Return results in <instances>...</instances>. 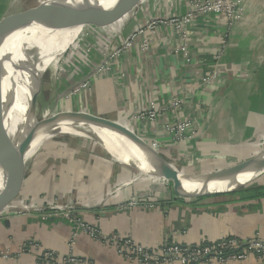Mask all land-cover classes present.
Returning <instances> with one entry per match:
<instances>
[{
  "label": "crops",
  "instance_id": "obj_1",
  "mask_svg": "<svg viewBox=\"0 0 264 264\" xmlns=\"http://www.w3.org/2000/svg\"><path fill=\"white\" fill-rule=\"evenodd\" d=\"M228 1L239 12L237 20L229 24L224 17H198L185 28L186 35L179 36L168 24L159 25L155 32L144 29L133 34L136 26L151 18L184 14L186 0H149L130 11L129 19L128 13L99 27L95 35L100 38L103 32L102 40L89 38L90 56L73 57L70 62L74 63L58 86L67 93L77 84L70 111L127 124L148 143H156L158 154L175 169L191 175L228 170L255 157L264 142V0ZM9 28L1 30V35ZM221 45L223 51L216 59ZM112 46L119 52L104 58L103 52ZM182 48L187 52L182 53ZM213 73H218V78L208 87L204 79ZM84 83L86 87H81ZM151 101L163 110L161 115L155 122L138 120V113ZM56 113L47 114L53 117ZM184 119L195 128L193 136L172 143L166 124ZM71 137L50 140L44 159L48 167H38L36 162L28 165L20 199L30 198L43 207L44 202L72 203L80 218L104 235L130 237L151 250L171 242L191 246L227 238L264 242V173L239 190L208 197L168 191L140 195L147 190V180L141 176L136 186L115 193V187L135 170L114 161L97 142L93 141L99 151L88 146L87 138ZM135 194L160 203L152 209L119 211L118 205ZM46 213L45 219L37 212L13 215L5 210L1 214L0 264H46L26 248L29 243L60 258L75 256L85 264H138L82 233L70 245V222L61 213ZM263 261L250 256L240 262L198 264Z\"/></svg>",
  "mask_w": 264,
  "mask_h": 264
},
{
  "label": "bare ground",
  "instance_id": "obj_2",
  "mask_svg": "<svg viewBox=\"0 0 264 264\" xmlns=\"http://www.w3.org/2000/svg\"><path fill=\"white\" fill-rule=\"evenodd\" d=\"M120 1L122 0H41L32 6L34 10L32 15L13 26L15 30L11 34H7L10 35L7 40H4L5 35L4 33L1 35L0 31V105L7 168L5 170L0 165V199L10 191L7 175H10L12 179L21 178L22 170L38 151L41 141L57 135L93 140L100 143L114 161L138 171L139 176L156 180L162 179L157 167L161 161L157 158L156 149L153 146L147 147L145 143L135 142L132 138L116 130L91 124L84 117L72 119L70 114L58 112L53 117L41 119V121H47L48 118H55L54 123L40 122L34 118L32 98H29L27 93L33 87L34 82L39 80V69L49 55L53 43L55 44L52 47H60L58 40L63 34H66V31H70L74 37L79 30L85 33L87 28L92 29L88 24V17L77 18V23H73L74 19H72L53 26L50 25L52 17L59 13L88 9L97 3L99 4L96 7L101 8L98 12H102ZM79 34L77 35L79 36ZM76 41L70 42L65 54L70 48H78L79 45L75 44ZM6 50L8 53L4 54ZM8 61L11 62L15 71L14 78L9 75ZM9 108L10 114L6 123L7 109ZM128 131L134 133L130 129ZM28 135H33L31 143L19 156L18 161L13 160L12 152L21 146ZM262 154L260 161H264V151L255 157ZM259 164L258 160L249 161L237 168L217 174L186 177L181 172V183L177 192L184 196H196L206 192L231 191L238 186L254 181L259 176L258 170H261L260 174L264 173V166L259 167ZM237 171L240 173L235 175Z\"/></svg>",
  "mask_w": 264,
  "mask_h": 264
},
{
  "label": "built area",
  "instance_id": "obj_3",
  "mask_svg": "<svg viewBox=\"0 0 264 264\" xmlns=\"http://www.w3.org/2000/svg\"><path fill=\"white\" fill-rule=\"evenodd\" d=\"M224 17L230 24V21L237 20L239 12L233 3L228 0H186V11L184 14L174 13L171 18L166 19H149L143 25L136 26L133 34L143 32L144 29L155 32L156 28L163 25H171L179 36L186 35V27L190 25L195 18L208 17ZM113 48L103 52V57L112 56L119 52V49ZM224 46L221 45L216 53V59H219L220 53ZM89 52V51H87ZM187 52L186 48H182V53ZM88 56V54H87ZM185 59L186 54L184 55ZM87 59V57H86ZM218 78V73H213L204 79V83L211 87ZM86 83L81 87H86ZM173 106H178L173 103ZM163 110L161 109V112ZM159 107L154 101H151L147 107L139 112L138 120L149 119L152 122L161 115ZM195 128H193L189 120H177L173 123H167L165 131L170 135L172 143L179 144L193 136ZM154 146V145H153ZM160 201H151L141 196H134L128 201L118 205L119 211L131 209L133 207H142L144 209H152L158 206ZM45 207L32 203V206H23L26 211L20 210L22 213L37 212L41 214V218L45 219L48 214L46 211L61 213L62 216L71 224V241L73 245L74 239L78 234H85L91 239L100 241L114 248V250L125 260L134 261L138 264H171L178 262L180 264H198L203 262L216 261L224 263L227 261H246L248 257L254 256L257 260H264V242L258 239L242 241L237 238H227L220 241L201 243L197 245H180L177 243H166L160 249L151 250L143 247L130 237L119 235H104L98 228L85 223L76 213L72 203L66 206L57 204H44ZM18 213V212H17ZM33 251L35 258L40 263L46 264H85V262L72 255L60 258L56 253L43 250L38 244L29 243L26 247Z\"/></svg>",
  "mask_w": 264,
  "mask_h": 264
},
{
  "label": "rangeland",
  "instance_id": "obj_4",
  "mask_svg": "<svg viewBox=\"0 0 264 264\" xmlns=\"http://www.w3.org/2000/svg\"><path fill=\"white\" fill-rule=\"evenodd\" d=\"M39 1H41V0H0V17H5L6 15L9 16L11 14L16 15V14H19L21 12L25 13V12L29 11L30 9H32V6H35ZM142 1H144V2H142ZM147 1H149V0H140L139 3H137V5L132 10L134 11L136 9H139ZM98 4L99 3L94 4L95 6L93 5V7H96ZM132 10H131V12H132ZM131 12H129V14L127 15L128 19L131 16ZM2 19H0V21ZM73 23H77V19H74ZM15 25H16V23L11 25L9 30H6L4 32V35H5L4 40L8 39V37L10 35H7V34H11L12 30H10V29H13V26H15ZM66 27L68 28V25H66ZM107 27L109 28V26H107ZM89 28H87L85 30L86 31L85 33L83 31L79 30L74 35V37H73V35L70 34V31L69 32L66 31L65 32L66 34H63L60 37V40H58L60 43V47H57V48L52 47L55 43H53V45H51V50L49 52V55L44 60L41 68L39 69V72H40L39 80L34 82L33 87L27 92L29 95V98H32L34 96L36 97V100H35L36 101L35 102V104H36L35 105L36 117L34 116V118L36 120L41 121V119H44L46 117H50L51 114L48 115L47 114L48 111L53 112L55 110L59 113L74 112L72 110L70 111V109H72V107H71L72 104H71L70 100H71V97H73L76 93V89H75L76 86L75 87L73 86L74 87L73 90L71 89V91H69L67 93H65V91H63V90L61 92V90H60V88H58V86L62 83V79H64L66 77V71L69 69L68 66L71 65V63L73 62V61L70 62L73 59V57L76 59H79L81 57L86 59V57L88 58V56H90L92 48L90 46H87L86 43H91L89 38H94V37L97 38L96 35H97L98 31H100V28H99V26H95V25H91L92 30H89ZM112 28L114 29V27H112ZM83 30H84V28H83ZM110 30L111 29H109V31ZM82 32H83V34H81ZM78 33H80L79 36L77 35ZM103 35H104V33L101 32L99 35L100 38H97V39L102 40L101 38L104 37ZM71 41L72 42L76 41L75 44H78L80 46V47L79 46L78 47L81 50L79 48L78 49L80 51L76 50L74 48H70L67 51V53L65 54L69 45L72 43ZM87 51H89V52H87ZM77 52H80V53H77ZM7 53H8V50H6L4 54H7ZM87 54H88V56H87ZM73 65L75 66V64H73ZM8 71H10L9 75L12 78H14L15 77V71H14L10 61H8ZM55 79H56V83L54 84ZM53 84H54V90H53ZM60 92L63 94L62 97L59 96V95H61ZM44 93L47 95L49 93H51L52 96L49 97V96L45 95ZM32 95H34V96H32ZM60 99H62V100L60 101ZM61 108H62V110H60ZM42 112H44V113L42 114ZM76 112H78V111H76ZM7 114H8V116L6 117V123H7V119L9 117V114H10V108L7 109ZM126 126H127V124H126ZM128 128L130 129L129 126H128ZM135 134L142 141L149 144V146L154 145L153 147L156 149V151L158 150L156 143H148L150 141H148L145 137H141L137 133H135ZM61 137H63L64 139L74 138V137L66 136V135H57V136H54V137L47 139L45 141L43 140L44 142L41 141V143L38 145V151L36 152L34 157L31 159L29 164L32 165L34 162H36V164H38V167L43 168L44 165H46L48 167L47 160H44L45 155H46V147L49 146L50 140L52 141L54 139H59ZM86 140H87L88 146L95 147L96 149H94V150L99 151V148H98L99 145L97 143L93 142V140L92 141L88 140V139H86ZM100 147L107 153V151L103 148V146L101 144H100ZM262 151H264V142L260 146L259 153H261ZM28 165H26V167L24 168L25 169L24 177H23V180L20 183L19 189L17 191L18 196L15 199L11 200V202L9 203L8 208H7V211L12 213L13 215L20 214V212H19L20 210H17V209H22V211H26L23 206L31 207L32 203H33V201L30 200V198H28V199L24 198L26 200L20 199V195H21V192L23 189L22 188L23 184H24L25 180L27 181V177H28V173H29L30 167ZM182 174L186 175V177L187 176H196V175H191V174H187L184 172H182ZM130 175L131 176L127 179V181H125L124 183L119 184V186L115 187V190H114L115 193H118V191L121 192L123 187H127V186L129 187L132 185L136 186L139 183V181L142 180V178L139 176L138 171H136V170L133 171L132 174H130ZM143 179L147 180V181H144V182H146V189L147 190L145 191V193L142 192L140 195L147 194L149 196H152L155 194V192H158V191H168L169 193L175 194L171 182H168V181L162 180V179H157V180L153 179L154 182H151L152 179L150 177L147 178L146 176H144ZM135 196H137V195L135 194ZM141 198H144V197L141 196ZM44 204H45V202H44Z\"/></svg>",
  "mask_w": 264,
  "mask_h": 264
},
{
  "label": "water",
  "instance_id": "obj_5",
  "mask_svg": "<svg viewBox=\"0 0 264 264\" xmlns=\"http://www.w3.org/2000/svg\"><path fill=\"white\" fill-rule=\"evenodd\" d=\"M139 1L140 0H124L115 9L109 10V11H103V12H98L101 10V8H99V7H89L88 9H84V10L70 11V12L68 11V12H64V13H59L50 19V21L52 23L50 25H52V26L58 25L59 23H63V22H66V21H69L72 19H77V18H81V17H88L89 18L88 24L103 27V26L109 25L110 23L121 19L124 15L128 14L137 5V3H139ZM33 11H34L33 9H30L29 11H27L25 13L21 12V13L16 14V15L11 14L9 16L3 17V19L0 21V31L7 28V27H10L11 25H13L15 23L19 24L21 21L25 20V18L27 16L32 15ZM73 86L75 87V86H77V84L73 85ZM74 87H72V88H74ZM35 100H36V97L35 98L32 97V103H33V107H32L33 111L32 112H33V115L36 117L35 108H34L35 107V105H34ZM65 114H70L72 119H77L78 117H84V119H86V121L91 123V124H94L97 126H103L105 128H109L112 130H116L117 132H120V133L132 138L135 142H143V143H145V145L147 147L149 146V144L142 141L135 133H130L128 131V127L126 125H124L123 123L99 118V117H96L94 115H91V114H88L85 112H66ZM55 121H56L55 118H48L47 121H40V122H46L49 124V123H54ZM32 139H33V135H28L26 137V139L23 141V143L21 144V146L18 149H16V151L12 152L11 156H12L13 160H15V161L19 160V156H21V154L24 153L26 148L31 143ZM5 155H6V150H5V142H4V137H3V128H2V124H1V105H0V165L5 170H7L6 164H5ZM156 156L161 161V164L158 165L157 167H158L159 174L161 175L162 179L166 180L168 182H171L174 192L179 194L177 192V189L181 183V181H180L181 172H179L177 169H175L170 163L165 161L158 154L157 151H156ZM262 156H263V154L261 156L252 158L248 161H245V162L239 164L238 166L233 167L232 169L237 168L246 162H249V161L253 162L255 160H258V164L260 162L259 167L264 166L263 165L264 163H262L264 161H262V160L260 161ZM24 171H25V169L22 170V174L20 175L21 178H18V179H12L10 177V175H7V180H8V184L10 186V191L7 195H4L0 199V216L5 210H7L8 205L11 202V200L15 199L18 196L17 191L19 189L20 183L23 180ZM225 171L226 170L220 171V172H215L212 174L223 173ZM260 171L261 170H258V172H259L258 175H260ZM239 173H240V171H237V172H235V175H238ZM248 184L238 186L231 191L206 192V193H202L200 195L191 196V197H208V196L226 194L229 192H234L236 190H239ZM261 264H264V261Z\"/></svg>",
  "mask_w": 264,
  "mask_h": 264
}]
</instances>
